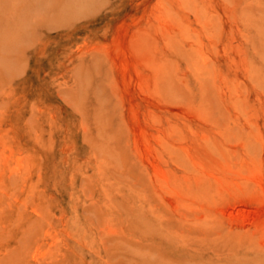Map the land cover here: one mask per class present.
Returning <instances> with one entry per match:
<instances>
[{"label":"rangeland","instance_id":"rangeland-1","mask_svg":"<svg viewBox=\"0 0 264 264\" xmlns=\"http://www.w3.org/2000/svg\"><path fill=\"white\" fill-rule=\"evenodd\" d=\"M0 264H264V0H0Z\"/></svg>","mask_w":264,"mask_h":264}]
</instances>
